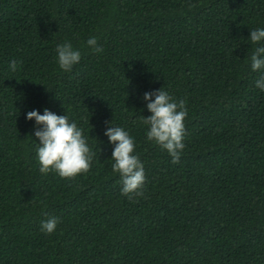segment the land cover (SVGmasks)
Segmentation results:
<instances>
[{"label": "trees", "instance_id": "obj_1", "mask_svg": "<svg viewBox=\"0 0 264 264\" xmlns=\"http://www.w3.org/2000/svg\"><path fill=\"white\" fill-rule=\"evenodd\" d=\"M257 27L264 0H0V264H264V92L247 41ZM65 40L81 50L70 72L56 62ZM160 88L187 102L178 164L140 120L143 94ZM34 109L89 133L87 173H40ZM111 121L135 140L141 196L121 195Z\"/></svg>", "mask_w": 264, "mask_h": 264}, {"label": "clouds", "instance_id": "obj_2", "mask_svg": "<svg viewBox=\"0 0 264 264\" xmlns=\"http://www.w3.org/2000/svg\"><path fill=\"white\" fill-rule=\"evenodd\" d=\"M247 41L255 46L250 56V69L259 73L254 86L264 92V27H257L249 31ZM88 47L94 54H101L103 48L98 39L91 36L86 40ZM56 62L61 71L70 72L81 60V50L73 46L70 41L58 43L55 48ZM20 61L10 60L8 70L17 72ZM147 117L140 116L146 126V140L166 151L172 164H178L185 149V119L188 116L186 100L177 101L167 90L160 88L145 92L142 97ZM26 121L34 122L33 135L39 143H35L36 160L42 175L55 173L61 179H72L90 170L93 151L88 144L89 133L77 122L70 120L64 113L57 115L48 109L42 114L38 110H31L25 114ZM103 135L112 145L110 160L113 173L119 174L121 195L132 199L133 196L143 195L146 181L144 164L135 152L134 138L123 127L112 123L106 124ZM59 224V219L51 216L41 221L40 230L52 234Z\"/></svg>", "mask_w": 264, "mask_h": 264}]
</instances>
